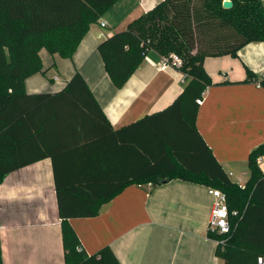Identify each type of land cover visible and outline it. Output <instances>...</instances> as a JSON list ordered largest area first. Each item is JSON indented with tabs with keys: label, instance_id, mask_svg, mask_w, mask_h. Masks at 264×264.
Here are the masks:
<instances>
[{
	"label": "trees",
	"instance_id": "1",
	"mask_svg": "<svg viewBox=\"0 0 264 264\" xmlns=\"http://www.w3.org/2000/svg\"><path fill=\"white\" fill-rule=\"evenodd\" d=\"M116 1L0 0V182L9 172L46 155L31 154L30 147L43 141L57 103L67 102L80 108L84 119L97 112L113 138L121 132L124 142L121 153L111 150L112 157L102 166L53 163L65 264H120L108 245L92 254L78 250L80 242L68 220L97 215L100 206L127 184L155 186L171 179L220 189L229 210L237 211L230 215L227 233L207 231L217 242L215 252L223 264H257L258 257L264 261V173L258 164L264 141L250 151L249 177L240 185L230 179L195 127V100L211 84L204 58L235 56L245 44L264 41V0H231L230 8L222 7L223 0H161L126 29L99 42L97 51L116 87L124 85L149 50L178 54V69L188 77L166 108L113 131L79 72L55 94H28L24 80L43 71L42 49L70 58L89 24ZM248 76L253 74L249 71ZM259 83L264 88V76Z\"/></svg>",
	"mask_w": 264,
	"mask_h": 264
},
{
	"label": "crops",
	"instance_id": "2",
	"mask_svg": "<svg viewBox=\"0 0 264 264\" xmlns=\"http://www.w3.org/2000/svg\"><path fill=\"white\" fill-rule=\"evenodd\" d=\"M160 1L117 0L89 24L70 58L42 49L43 71L24 80L26 93H58L79 72L113 131L166 108L188 80L183 72L173 65L160 68V55L149 50L124 85L116 87L97 51L99 42L126 29ZM203 68L211 84L198 105L195 127L223 169L231 172L230 179L236 176L235 182L244 184L248 155L264 141V88L259 83L264 41L245 44L235 56L206 57ZM57 105L45 124L43 141L30 147L31 154L46 155L0 182L2 264H65L53 163L102 166L112 157L111 150L121 153L123 133L113 138L97 112L84 119L80 108L67 102ZM258 164L264 173V156ZM208 189L181 179L155 186L130 183L103 203L97 215L68 221L87 254L108 245L120 264H223L215 252L216 240L207 235L214 202Z\"/></svg>",
	"mask_w": 264,
	"mask_h": 264
},
{
	"label": "built area",
	"instance_id": "3",
	"mask_svg": "<svg viewBox=\"0 0 264 264\" xmlns=\"http://www.w3.org/2000/svg\"><path fill=\"white\" fill-rule=\"evenodd\" d=\"M104 24L105 23H102L103 26ZM159 63L160 68H166L169 65H173L174 67L179 68L181 65V59L175 54H171L169 56L160 55ZM203 94L204 92L200 97L196 98L195 102L197 103V105H200L202 103ZM228 175L230 176L231 172ZM208 193L214 199L208 228L216 229L219 233H227L230 230V215H236L237 211L229 210L226 195L220 189L209 187ZM77 249L81 250V247L78 246ZM257 264H264V261L263 259H261V257L257 258Z\"/></svg>",
	"mask_w": 264,
	"mask_h": 264
},
{
	"label": "water",
	"instance_id": "4",
	"mask_svg": "<svg viewBox=\"0 0 264 264\" xmlns=\"http://www.w3.org/2000/svg\"><path fill=\"white\" fill-rule=\"evenodd\" d=\"M232 6V1L231 0H223L222 1V7L223 8H230Z\"/></svg>",
	"mask_w": 264,
	"mask_h": 264
},
{
	"label": "rangeland",
	"instance_id": "5",
	"mask_svg": "<svg viewBox=\"0 0 264 264\" xmlns=\"http://www.w3.org/2000/svg\"><path fill=\"white\" fill-rule=\"evenodd\" d=\"M173 54H175V55H177V56L179 57L178 54H176V53H173ZM179 58H180V57H179ZM180 59H181V58H180ZM231 179H233V181H237L236 176H231Z\"/></svg>",
	"mask_w": 264,
	"mask_h": 264
}]
</instances>
